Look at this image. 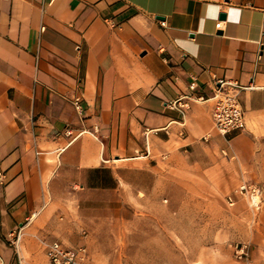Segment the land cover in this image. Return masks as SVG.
<instances>
[{"label": "crops", "instance_id": "crops-1", "mask_svg": "<svg viewBox=\"0 0 264 264\" xmlns=\"http://www.w3.org/2000/svg\"><path fill=\"white\" fill-rule=\"evenodd\" d=\"M222 77L246 118L226 136L211 119ZM184 94L204 100L167 106ZM122 166L264 182V0H0V263L18 229L20 264L44 239L81 244L86 199L116 193Z\"/></svg>", "mask_w": 264, "mask_h": 264}, {"label": "rangeland", "instance_id": "rangeland-1", "mask_svg": "<svg viewBox=\"0 0 264 264\" xmlns=\"http://www.w3.org/2000/svg\"><path fill=\"white\" fill-rule=\"evenodd\" d=\"M122 168L116 193L86 199L97 213L80 232L86 236L81 243L88 251L85 264H264V208L253 214L243 197H235L233 206L226 201L241 177L231 186L228 177L219 185L212 174L192 170ZM18 231L7 241L10 264H20ZM241 245L247 256L239 259ZM24 249L22 264H49L43 244Z\"/></svg>", "mask_w": 264, "mask_h": 264}, {"label": "built area", "instance_id": "built-area-1", "mask_svg": "<svg viewBox=\"0 0 264 264\" xmlns=\"http://www.w3.org/2000/svg\"><path fill=\"white\" fill-rule=\"evenodd\" d=\"M162 27L166 26L165 20L159 21ZM112 27L115 25L110 23ZM221 21L216 23V27H220ZM195 82L188 85L189 90L195 89ZM243 86L231 79L215 78L214 80V94H213V108L211 112L212 130L216 133L226 136L232 131L241 130L246 126L245 113L242 109L239 93ZM193 100H204L202 95L193 96L192 94L180 95L177 98L167 102V106L177 109L181 114H184L190 107V102ZM71 102L78 113L83 112V97L81 94H75L71 97ZM83 132H90L85 129L73 134L72 129H65L66 136H78ZM97 126H94L92 135L95 136ZM210 133L202 137L203 140H208ZM225 153L224 150H222ZM6 175L0 169V184L5 183ZM240 196L246 200L249 210L256 214L264 208V186L256 182H251L247 179H241L233 194H228L226 197L227 204L233 206L235 204V197ZM20 234L17 233V238ZM49 264H85L88 259V251L84 244L78 246H68L62 241L42 240ZM236 256L239 259L247 256L245 245L236 248Z\"/></svg>", "mask_w": 264, "mask_h": 264}]
</instances>
